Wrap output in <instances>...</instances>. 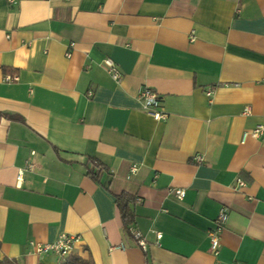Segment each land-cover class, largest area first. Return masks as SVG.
I'll return each mask as SVG.
<instances>
[{
    "label": "crops",
    "instance_id": "obj_1",
    "mask_svg": "<svg viewBox=\"0 0 264 264\" xmlns=\"http://www.w3.org/2000/svg\"><path fill=\"white\" fill-rule=\"evenodd\" d=\"M262 122L264 0H0V259L57 264L29 242L68 233L94 264H264V135L241 142Z\"/></svg>",
    "mask_w": 264,
    "mask_h": 264
},
{
    "label": "built area",
    "instance_id": "obj_2",
    "mask_svg": "<svg viewBox=\"0 0 264 264\" xmlns=\"http://www.w3.org/2000/svg\"><path fill=\"white\" fill-rule=\"evenodd\" d=\"M103 64L105 68L107 69L108 73L112 77L113 80L116 82H120L123 78V72L118 65V63L111 57H106L103 59ZM17 79L16 75H5V80L11 81ZM212 94V90L209 89L207 91V95L210 96ZM139 99L141 102L142 109L146 112H148L152 117L156 120H166L167 113L161 109V98L158 95L157 92L153 91L150 88H143L139 93ZM251 112V109L249 106L245 107L244 114H249ZM262 135H264V122L257 124L255 127L246 129L243 131L242 134V140L241 142H245V140L249 137L253 138H260ZM196 161L201 162L203 161V157L201 155H197ZM137 168L134 166L132 170H136ZM22 173L19 174V179L21 178ZM239 184H244V181L239 179ZM175 194L179 199H183L185 196V190L184 189H176ZM228 220V213H226L224 210H221L218 214V216L215 219L214 227L209 231L208 236L210 239V249L214 254H217L220 246H221V234L222 231L226 227V223ZM130 233L137 239L138 244L143 250H147V240L142 235V233L136 229L135 227L131 226L129 228ZM157 236V242L159 243V240L162 237L161 232L156 233ZM78 239V235L76 234H68V233H62L59 238L52 242V243H41L37 241H30L29 246L31 249L40 254L48 251H53L59 256V260L57 261V264H62L63 259L70 255L74 250L75 242ZM230 264H241L238 261H234Z\"/></svg>",
    "mask_w": 264,
    "mask_h": 264
},
{
    "label": "trees",
    "instance_id": "obj_3",
    "mask_svg": "<svg viewBox=\"0 0 264 264\" xmlns=\"http://www.w3.org/2000/svg\"><path fill=\"white\" fill-rule=\"evenodd\" d=\"M9 118H15L14 115L5 114ZM94 168H90L88 174L96 180H100V175L103 172L104 165L97 159H91ZM108 187V184H107ZM135 198L129 194L122 193L117 195L116 202L119 206L121 217L123 221V226L128 229L132 226L135 219V213L133 209V202ZM0 264H18L16 260L11 259L9 257H4L0 259ZM62 264H94L93 259L91 257L84 258L81 255L75 253L74 251L63 259Z\"/></svg>",
    "mask_w": 264,
    "mask_h": 264
}]
</instances>
